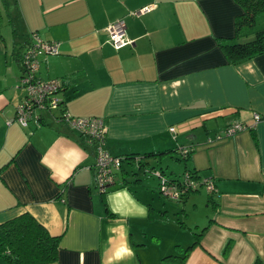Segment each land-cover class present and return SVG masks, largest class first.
<instances>
[{
	"label": "crops",
	"instance_id": "obj_1",
	"mask_svg": "<svg viewBox=\"0 0 264 264\" xmlns=\"http://www.w3.org/2000/svg\"><path fill=\"white\" fill-rule=\"evenodd\" d=\"M240 12L235 0H0V224L29 214L59 238L52 264H177L163 258L182 255V264H264V120L253 122L264 117V53L232 64L218 45L236 38ZM117 20L129 42L120 49L104 31ZM32 35L57 51L35 76L62 82L69 116L101 121L109 155L145 157L170 180L181 174L174 151L191 150L183 169L214 190L198 244L197 227L164 219L154 177L133 182L122 163L99 194L94 155L76 132L49 114L38 126L14 122L23 91L13 45L21 53ZM231 124L253 127L213 141ZM125 246L133 255L117 259Z\"/></svg>",
	"mask_w": 264,
	"mask_h": 264
},
{
	"label": "trees",
	"instance_id": "obj_2",
	"mask_svg": "<svg viewBox=\"0 0 264 264\" xmlns=\"http://www.w3.org/2000/svg\"><path fill=\"white\" fill-rule=\"evenodd\" d=\"M235 2L241 10V12L235 16L234 25L236 38L218 40V45L223 51L227 61L232 64H237L239 62L264 53V28L259 31H254L253 33L249 31L248 34H245L240 39L237 37L238 31L243 25L245 27L251 28L254 24L255 18L260 13L264 12V0H235ZM10 28L11 35L14 38L16 36V30L12 23H10ZM235 40L244 41L235 42ZM27 44L28 43L22 46V51ZM13 46L15 48L14 57L15 60L18 61L20 71L22 73V64L20 62L21 53L19 51L21 49V46L19 44H15ZM59 109V111H51L48 114L51 115L52 118L58 117L61 111H65L63 108ZM259 120L263 121L264 117H260ZM86 141L87 140L85 137H83V135L77 136L78 144L92 151L94 155V146L92 144L87 145L88 142L86 143ZM183 151H185L184 154ZM190 152V149L178 148L174 151V154H176L177 156L175 158L178 161L185 162ZM128 159L132 158H121L122 161L120 163L118 171L113 173L114 177L117 173H119L122 163H126L128 167H132L133 165L131 164V161H133L135 164L133 167L137 170V173H133L132 171L130 172L129 176L135 177V180H133V182L143 181L148 176L154 177L158 183V195L164 197L166 200L176 202L178 205L183 204L186 197L191 193L197 192L199 188L194 190L187 188L178 198L170 199L161 194L159 190L161 181L165 182L166 184H172L180 187L183 177L188 174L194 179L196 178L202 180L203 183L211 182L209 178H200L195 172H191L186 169H183L178 178H174L172 176L173 178L168 180L159 171L162 170L161 168L158 169L160 166L154 165L144 167L146 162L143 163V160L145 159V157L134 158V160H130V162ZM213 191L214 190H212V192ZM211 193H207V196H210ZM205 229L206 228H202L197 234L193 235V243L196 240L197 241L192 244V247L198 244V240L200 239ZM58 241L59 238L50 236L46 232V230L41 225H39L29 214L23 213L0 224V259L5 262V264H52L56 260L57 251L59 249ZM227 247L228 244L223 248V253L227 251ZM184 257V255L180 257L166 256L163 258V260L169 261L175 259L177 261V264H182L185 259ZM252 264L263 263L259 259H255Z\"/></svg>",
	"mask_w": 264,
	"mask_h": 264
},
{
	"label": "built area",
	"instance_id": "obj_3",
	"mask_svg": "<svg viewBox=\"0 0 264 264\" xmlns=\"http://www.w3.org/2000/svg\"><path fill=\"white\" fill-rule=\"evenodd\" d=\"M151 7L143 8L138 12V15L148 12ZM108 37V43L114 49H120L129 42L125 38L124 23L122 20H117L104 29ZM32 43H28L21 52L20 62L22 74L18 80V87L24 92L22 100L16 106L14 112V122L20 127H26L29 123L38 126L41 125L42 116L51 111H59L61 101L58 98V93L61 90V81L58 79L40 80L35 76L38 68L39 59L45 56H53L57 54L56 44L42 42L36 35L31 37ZM261 116L253 115V122H259ZM55 122H61L66 128L76 132L78 135H83L86 138L87 145L94 146V165L93 180L94 188L99 194H103L105 189L113 183V173L117 172L121 158L113 157L104 149L103 126L99 119L96 118H73L65 111H61L58 117H53ZM253 126L231 124L223 129V132L214 136L213 141H219L224 138L233 136L234 134L251 130ZM169 132L173 133V128H169ZM89 138V139H88ZM93 141V142H92ZM211 143V140H207ZM185 151H183V154ZM200 179H194L186 174L178 188L172 184H166L161 181L159 190L161 194L170 199L178 198L184 190L190 188L192 190L204 187L206 193H211L213 185L211 182H204Z\"/></svg>",
	"mask_w": 264,
	"mask_h": 264
},
{
	"label": "rangeland",
	"instance_id": "obj_4",
	"mask_svg": "<svg viewBox=\"0 0 264 264\" xmlns=\"http://www.w3.org/2000/svg\"><path fill=\"white\" fill-rule=\"evenodd\" d=\"M264 28V12L260 13L254 21V24L251 28L245 27L244 25L239 29L237 33V37L240 39L245 34H248L250 31L253 33L254 31H259ZM239 42L244 40H238ZM235 40V42H238ZM21 92V91H20ZM24 95V92H23ZM212 136V135H211ZM174 165H172V171H175L174 174L182 173L183 171V163L179 161L173 162ZM164 166L161 165L160 168L163 171H166V169L163 168ZM125 172L130 175V172L137 173V170L134 167H128L124 166ZM170 171V169H169ZM166 175H168V169L166 171ZM148 179H144L143 183L147 182ZM157 193H158V185H157ZM161 203H163L164 207H160L166 210V217L167 219L174 222V221H182L183 224L187 227V229L191 230L192 232L196 231L195 227H197V232L202 229V226L205 225L207 222L208 216H209V205L206 204V190L205 188H199L197 192L191 193L189 195L188 200L180 204L179 206L176 204V202L166 200L164 197L160 196ZM185 228H181L182 230V237L186 236L185 234H188V230ZM166 234H169V226L166 227ZM190 235V233H189ZM190 240V238H189ZM184 243V242H183Z\"/></svg>",
	"mask_w": 264,
	"mask_h": 264
},
{
	"label": "clouds",
	"instance_id": "obj_5",
	"mask_svg": "<svg viewBox=\"0 0 264 264\" xmlns=\"http://www.w3.org/2000/svg\"><path fill=\"white\" fill-rule=\"evenodd\" d=\"M133 255V253L131 252V249L129 248V247H127V246H125L124 248H122L121 250H120V252L119 253H117V256H116V258L117 259H121L122 258V256H132Z\"/></svg>",
	"mask_w": 264,
	"mask_h": 264
}]
</instances>
